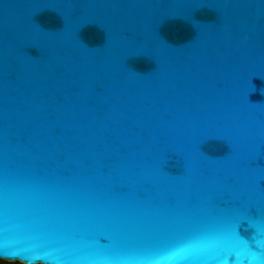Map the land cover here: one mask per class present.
Here are the masks:
<instances>
[{"label": "water", "instance_id": "1", "mask_svg": "<svg viewBox=\"0 0 264 264\" xmlns=\"http://www.w3.org/2000/svg\"><path fill=\"white\" fill-rule=\"evenodd\" d=\"M236 232L264 260V0H0V247L29 250L0 258L234 264Z\"/></svg>", "mask_w": 264, "mask_h": 264}, {"label": "snow or ice", "instance_id": "2", "mask_svg": "<svg viewBox=\"0 0 264 264\" xmlns=\"http://www.w3.org/2000/svg\"><path fill=\"white\" fill-rule=\"evenodd\" d=\"M254 240V237L249 240L241 237L238 232L235 233L233 246L228 250V253L234 257V264H264V260H261L259 257L248 255L252 250ZM256 243L258 244L259 242L257 241ZM28 251L29 250H13L7 246L0 247V255H7L10 258L19 256L21 259H27L28 257L25 253ZM46 259L48 260V264H55L51 259ZM158 264H169V262L160 261ZM219 264H225V262L221 260Z\"/></svg>", "mask_w": 264, "mask_h": 264}, {"label": "flooded vegetation", "instance_id": "3", "mask_svg": "<svg viewBox=\"0 0 264 264\" xmlns=\"http://www.w3.org/2000/svg\"><path fill=\"white\" fill-rule=\"evenodd\" d=\"M0 264H25V263L18 260H7L0 258Z\"/></svg>", "mask_w": 264, "mask_h": 264}, {"label": "trees", "instance_id": "4", "mask_svg": "<svg viewBox=\"0 0 264 264\" xmlns=\"http://www.w3.org/2000/svg\"><path fill=\"white\" fill-rule=\"evenodd\" d=\"M38 264H40V263H38Z\"/></svg>", "mask_w": 264, "mask_h": 264}]
</instances>
